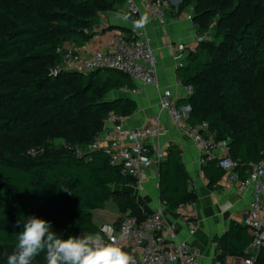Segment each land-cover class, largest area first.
<instances>
[{"label":"trees","instance_id":"1","mask_svg":"<svg viewBox=\"0 0 264 264\" xmlns=\"http://www.w3.org/2000/svg\"><path fill=\"white\" fill-rule=\"evenodd\" d=\"M125 0H0V264H7L17 233L28 216L49 221L59 238L97 234L94 211L116 203L121 215L144 218L136 196L125 187L135 180L111 165L103 150L78 156L101 133L111 113L130 116L134 99L113 94L131 86L118 70H54L62 63L58 48L69 40L96 35L102 12L117 11ZM190 4L183 0L177 14ZM193 22L207 32L215 20L216 39L198 46L177 69L192 92L177 101L189 107V128L203 123L244 174L246 164L264 151V0H197ZM204 30V31H203ZM63 144L58 146L57 140ZM209 186L224 176L217 160L202 164ZM159 197L171 210L192 204L189 173L180 149L171 144L158 163ZM217 259L245 258L253 238L231 221L216 239ZM33 264H46L45 253ZM255 264H264V252Z\"/></svg>","mask_w":264,"mask_h":264},{"label":"built area","instance_id":"2","mask_svg":"<svg viewBox=\"0 0 264 264\" xmlns=\"http://www.w3.org/2000/svg\"><path fill=\"white\" fill-rule=\"evenodd\" d=\"M182 2L183 0H150L149 12L159 23L164 24L168 9L172 8L177 12ZM124 4L132 15L135 17L139 15L140 8L136 0H125ZM195 14V6L189 5L185 18L193 26ZM95 29L94 26L93 30ZM210 40L209 32L196 31L193 41L178 43L174 48L176 68L183 67L185 65L183 60L191 53H195L200 44ZM58 52L62 57V63L54 70L55 73L60 69L84 73L105 68L118 70L138 85L132 88L123 86L115 92L137 95L143 87H154L160 94L161 109L169 113L173 123L179 129L186 123L189 109L187 107V110L180 109L173 92L161 86L154 48L144 30L135 29L130 35L117 32L105 50L90 55H86L80 46L67 43L60 46ZM183 88L188 94L192 92L190 85H183ZM125 119L126 116L111 113L94 141L86 147H76L74 151L78 156H83L87 151L103 150L109 157L110 164L119 167L123 175L132 177L135 180L132 186L142 189L147 171L153 164L167 158L165 148H153L150 143L151 140L162 136L165 129L161 126L159 117L153 120L152 125L143 128L128 127ZM188 132L194 146L201 153L199 159L201 165L216 159L228 182L239 179L242 188H252V200L242 220V224L253 237V242L247 249L252 255L242 258L238 264H255L256 255L260 251L264 252V151L259 161H250L246 164L241 177L235 170L239 161L229 154L227 141H216L207 123L193 128L188 127ZM219 148L226 149L225 154L217 155L216 151ZM187 205L183 204L178 208ZM183 221L189 234L194 235L198 228L197 223L187 213L183 215ZM164 226L162 212L157 210L144 218L126 215L117 225L114 222L102 223L99 234L106 242H111L114 238L120 247L134 257L135 264H199V251L187 240H180L174 236L176 226L170 227L172 233L170 237H166ZM217 264L222 263L217 261Z\"/></svg>","mask_w":264,"mask_h":264},{"label":"crops","instance_id":"3","mask_svg":"<svg viewBox=\"0 0 264 264\" xmlns=\"http://www.w3.org/2000/svg\"><path fill=\"white\" fill-rule=\"evenodd\" d=\"M136 1L140 8V13L136 17L130 13L125 4L119 6L117 11L102 12L99 15L97 25H95L97 33L92 39L69 40L67 44L80 46L86 55L96 51H103L117 32L130 35L135 30L133 21L139 19L141 15L147 14L150 23L142 30L151 39L161 86L170 89L177 97V101L186 98L189 94L184 90L183 84L177 75L174 48L178 43H190L193 41L195 32L198 31L196 25L193 26L185 18L186 9L182 13L177 14L172 8L168 9L166 13V22L161 24L149 12L150 0ZM117 13L125 14L129 19L127 21L117 20ZM183 62L186 64L187 59H184ZM129 81H131V86H129L131 88L138 85L130 78ZM113 95H124L134 99L137 103V110L132 115L126 116L125 124L128 127H147L152 125L156 117L160 118V123L165 129V133L151 140L150 143L153 148L162 147L165 150L171 144L179 147L181 160L189 173V188L197 194V200L184 208L171 210L166 207L159 197L158 164H153L147 171L142 189L132 185L125 187V189L136 196L142 212L152 213L161 210L165 223L164 233L166 237L172 236L170 227L175 225L174 236L180 240H187L193 248L199 251V264H217V245L215 246L214 243H217V238L219 239L224 235L231 221L242 224L245 210L252 200V188H242L239 179L228 182L225 176L218 179L212 186H209V178L205 175L199 162L201 153L191 140L187 122L181 129L173 123L169 113L161 109L160 94L154 87H143L137 95H132L129 92H115ZM186 107L184 105L179 106L180 109L187 110ZM225 152L226 149L224 148H219L216 151L217 155L225 154ZM185 213L198 226L196 233L192 236L183 221ZM119 214L121 215L118 209L116 217L109 219L104 218L100 214L98 215L94 211V221L98 225L113 223L120 216ZM240 260L241 258L230 255L225 258L226 264H238Z\"/></svg>","mask_w":264,"mask_h":264},{"label":"clouds","instance_id":"4","mask_svg":"<svg viewBox=\"0 0 264 264\" xmlns=\"http://www.w3.org/2000/svg\"><path fill=\"white\" fill-rule=\"evenodd\" d=\"M116 19L127 21L129 17L117 13ZM149 23L148 15L143 14L133 21V28L144 29ZM21 223L22 231L17 233V243L7 256V264H33L42 252L46 264H135L134 257L114 238L106 242L99 233L59 238L49 221L34 215L18 220L17 226Z\"/></svg>","mask_w":264,"mask_h":264},{"label":"rangeland","instance_id":"5","mask_svg":"<svg viewBox=\"0 0 264 264\" xmlns=\"http://www.w3.org/2000/svg\"><path fill=\"white\" fill-rule=\"evenodd\" d=\"M197 0H190V4L189 5H194L196 4ZM214 25H215V20H212L209 24V27L207 30V32H209L210 36H211V41L215 40V30H214ZM204 31V30H203ZM56 143L58 144V146H61L60 144H63V141L61 139L57 140ZM5 141L4 139H0V145H4ZM96 213L99 215H102L104 218H109V219H114L118 213V208L117 205L115 204V202L113 201H109L106 205L105 209H100V210H96ZM120 215V214H119ZM117 220V218H116Z\"/></svg>","mask_w":264,"mask_h":264},{"label":"water","instance_id":"6","mask_svg":"<svg viewBox=\"0 0 264 264\" xmlns=\"http://www.w3.org/2000/svg\"><path fill=\"white\" fill-rule=\"evenodd\" d=\"M99 70H102V69H99ZM103 70H110V71H112V70H115V69H111V68H105V69H103ZM116 71V70H115ZM188 109H190L189 107H187Z\"/></svg>","mask_w":264,"mask_h":264}]
</instances>
